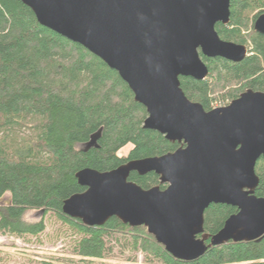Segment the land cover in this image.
Masks as SVG:
<instances>
[{
	"label": "water",
	"instance_id": "1",
	"mask_svg": "<svg viewBox=\"0 0 264 264\" xmlns=\"http://www.w3.org/2000/svg\"><path fill=\"white\" fill-rule=\"evenodd\" d=\"M44 27L78 43L117 71L147 116L143 127L181 145L159 156L130 159L106 170L75 173L82 192L62 212L84 225L116 217L145 226L173 257L195 260L212 246L264 237V196L255 166L264 159V91L248 88L228 105L205 110L184 94L179 77L204 80L202 56L239 63L247 46L222 39L230 0H21ZM253 28L264 34V12ZM97 136L85 143L96 145ZM131 172L159 176L142 188ZM210 204L237 208L214 234L204 232Z\"/></svg>",
	"mask_w": 264,
	"mask_h": 264
},
{
	"label": "trees",
	"instance_id": "2",
	"mask_svg": "<svg viewBox=\"0 0 264 264\" xmlns=\"http://www.w3.org/2000/svg\"><path fill=\"white\" fill-rule=\"evenodd\" d=\"M256 9L264 12V0H230L229 24L217 23L216 31L224 40L249 41L250 54L239 63L201 55L209 69L207 78L179 77L190 101L210 110L213 100L225 95L231 101L248 88L264 91V34L252 29L249 38L242 35L248 15ZM222 90L226 93L217 94ZM146 116L145 107L134 100L116 70L82 45L39 24L21 0H0V199L8 196L0 201V234L40 235L44 218H24L26 212L39 210L65 227L73 250L67 261L73 264L117 257L116 249L120 254L139 251L146 262L157 264H264V237L212 246L186 261L169 254L143 225L131 227L112 217L104 225L88 226L62 212L63 201L85 189L75 177L78 170L106 171L179 146L144 128ZM94 135L96 145L78 147ZM128 144L127 155H119ZM255 171L259 177L255 194L264 196L263 158ZM129 180L145 189L160 185L154 172H131ZM235 212L231 205L210 204L204 211V232L216 233Z\"/></svg>",
	"mask_w": 264,
	"mask_h": 264
},
{
	"label": "rangeland",
	"instance_id": "3",
	"mask_svg": "<svg viewBox=\"0 0 264 264\" xmlns=\"http://www.w3.org/2000/svg\"><path fill=\"white\" fill-rule=\"evenodd\" d=\"M261 13L259 9L254 10L248 15V20L246 22L247 27L242 30V35L249 38L252 35L253 28V15ZM255 31V30H254ZM249 48L252 46L250 42L244 43ZM229 87L224 90L228 91ZM217 91V94H225L226 92ZM223 99L219 98L213 100L212 105H219L226 103L229 99L228 95H225ZM222 100V101H221ZM79 148H86V144H79ZM131 145L128 144L124 146L118 154L121 156H126ZM8 196L5 195L0 201H6ZM41 217L45 221V229L38 236H25L24 238H18L10 235L0 234V264H39L41 260H51L55 261L56 264H73L68 262L72 247L70 238H68L65 227L59 222L55 216L47 214L43 216L42 212L39 210H30L26 212L24 218L28 221H37ZM115 255L117 257H110L102 262L92 261V262H77L75 264H157L148 263L143 253L128 252L125 250L123 254L119 253V250H115ZM132 257H135L133 260Z\"/></svg>",
	"mask_w": 264,
	"mask_h": 264
},
{
	"label": "flooded vegetation",
	"instance_id": "4",
	"mask_svg": "<svg viewBox=\"0 0 264 264\" xmlns=\"http://www.w3.org/2000/svg\"><path fill=\"white\" fill-rule=\"evenodd\" d=\"M261 13H263V12H261ZM261 13H259V14H261ZM259 14H257L256 17H257ZM256 17L254 18L253 23H254ZM228 24H229V23H228ZM228 24H227V25H228ZM243 45H245V44H243ZM245 46H247V45H245ZM249 49H250V48L247 46V56L250 54ZM227 61H228V60H227ZM230 62H231V61H230ZM232 63H233V62H232ZM245 90H246V89H245ZM242 92H243V91H242ZM240 94H241V93H239V95H240ZM239 95H238V96H239ZM238 96H237V97H238ZM237 97H236V98H237ZM234 99H235V98H234ZM232 100H233V99H232ZM232 100H231V101H232ZM229 102H230V101L227 100L226 103L219 104V105H212V106H211V109H213V108H218V107H222V106H226V105H228ZM177 143H178V142H177ZM178 144H179V146L181 145L180 143H178ZM179 146H178V147H179ZM178 147H177V148H178Z\"/></svg>",
	"mask_w": 264,
	"mask_h": 264
}]
</instances>
